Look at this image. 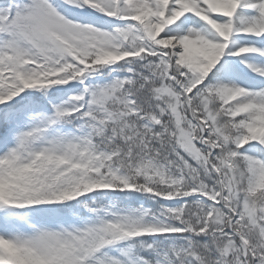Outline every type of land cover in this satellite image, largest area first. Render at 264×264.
<instances>
[{
    "label": "snow or ice",
    "instance_id": "6c2138e0",
    "mask_svg": "<svg viewBox=\"0 0 264 264\" xmlns=\"http://www.w3.org/2000/svg\"><path fill=\"white\" fill-rule=\"evenodd\" d=\"M0 264H264V0H0Z\"/></svg>",
    "mask_w": 264,
    "mask_h": 264
}]
</instances>
